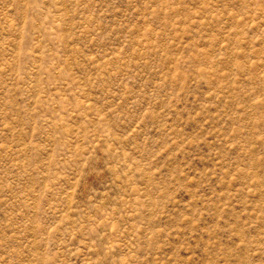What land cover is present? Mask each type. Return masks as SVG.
I'll use <instances>...</instances> for the list:
<instances>
[{"label": "rangeland", "instance_id": "1", "mask_svg": "<svg viewBox=\"0 0 264 264\" xmlns=\"http://www.w3.org/2000/svg\"><path fill=\"white\" fill-rule=\"evenodd\" d=\"M0 264H264V0H0Z\"/></svg>", "mask_w": 264, "mask_h": 264}]
</instances>
